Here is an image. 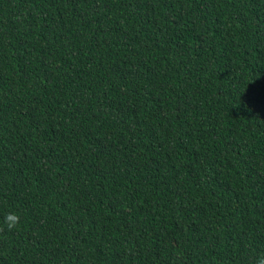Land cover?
<instances>
[{
    "label": "trees",
    "instance_id": "trees-1",
    "mask_svg": "<svg viewBox=\"0 0 264 264\" xmlns=\"http://www.w3.org/2000/svg\"><path fill=\"white\" fill-rule=\"evenodd\" d=\"M0 228V264H254L264 0H0Z\"/></svg>",
    "mask_w": 264,
    "mask_h": 264
},
{
    "label": "clouds",
    "instance_id": "clouds-1",
    "mask_svg": "<svg viewBox=\"0 0 264 264\" xmlns=\"http://www.w3.org/2000/svg\"><path fill=\"white\" fill-rule=\"evenodd\" d=\"M21 223V217L14 211H9L4 216V225L7 230L11 231L16 229ZM3 231V228H0ZM254 264H264V252L258 254L254 259Z\"/></svg>",
    "mask_w": 264,
    "mask_h": 264
}]
</instances>
